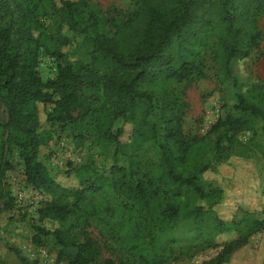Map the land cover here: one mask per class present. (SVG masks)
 Returning <instances> with one entry per match:
<instances>
[{
	"label": "trees",
	"instance_id": "obj_1",
	"mask_svg": "<svg viewBox=\"0 0 264 264\" xmlns=\"http://www.w3.org/2000/svg\"><path fill=\"white\" fill-rule=\"evenodd\" d=\"M91 7L88 0H0V23L10 18L9 25L0 27V96L8 112L0 132V197L10 195L1 178L11 168L7 150L15 146L24 161L26 183L52 197L40 208L41 218L60 223L53 231L38 229L34 236L37 244L41 232L52 233L60 245L75 248L69 264H94L98 246L92 241L77 242L73 234L77 221L87 224V217L94 216L111 229L116 239H130L128 255L141 258L143 264H160L165 252L153 255L148 237L153 241L174 221H198L214 212L223 200V189L211 190V183L203 178L211 168L205 161L213 157L229 162L235 157L249 164L259 160V150L264 156L254 140L256 134H264V84L237 93L236 112L220 117L210 130L223 131L211 148L212 154L197 160L194 153H207L209 149L199 143L201 139L185 134V102L167 89L157 92L154 87L160 82L182 81L199 71L201 51L193 46H206L210 34L217 37L221 72L230 73L233 59L248 57L261 45L264 31L258 18L264 14V0H139L126 23L113 24L116 32L112 37L99 32L100 23L106 20ZM49 9L55 10L70 29L92 34L95 59L99 55L101 65L94 68L81 64L75 69L65 61L62 47L68 38L51 32L43 19ZM244 20L248 24H242ZM41 57L57 63L54 77L41 76ZM86 82L90 95L84 90ZM156 98L161 105L162 133L149 119ZM85 118L94 139L112 145V156L124 161L100 173L94 171L91 162L70 168L79 179V187H68L38 159L39 148L51 139L54 123H76ZM131 122L136 142L123 143L120 137L124 125ZM245 131L252 133L247 141L241 138ZM74 138L77 146L83 134ZM157 139L159 156L151 164L155 173H150L143 162L147 158L139 153L146 142ZM106 184L129 202L121 218L112 217L109 203L97 205L94 201ZM251 196L240 197L262 201L264 189ZM117 208L119 212L122 209ZM241 211L249 215L256 208ZM74 217L75 223L71 220ZM215 221L219 227H226L236 219L227 222L215 213ZM259 226L263 231L264 219ZM247 243V236L242 235L225 243L219 262ZM16 252L23 264H29ZM104 264L116 262L108 258Z\"/></svg>",
	"mask_w": 264,
	"mask_h": 264
},
{
	"label": "rangeland",
	"instance_id": "obj_2",
	"mask_svg": "<svg viewBox=\"0 0 264 264\" xmlns=\"http://www.w3.org/2000/svg\"><path fill=\"white\" fill-rule=\"evenodd\" d=\"M60 2V0H56ZM91 9L105 22L99 25V32L109 37L115 35L114 23L122 25L132 16L139 4V0H88ZM44 20L50 25L51 32L66 36L68 42L62 47L66 54L65 61L78 69L81 64L97 66L101 63L100 57L95 59L96 53L92 34L70 29L59 20L58 13L51 9L45 14ZM108 20V21H107ZM10 18L0 23L1 26L9 25ZM248 24V21H242ZM258 24L264 31V14L258 18ZM216 36L210 34L205 45L196 43L193 48L201 51V68L192 76L182 81H165L155 85L157 92L167 89L185 102L186 114L183 118V130L188 136L201 139L202 146L209 149L207 153H194L193 159L197 160L212 154L211 148L219 132H211L212 126L220 117L236 111L233 109L238 92L247 91L254 84H264V35L258 49H253L248 57L235 58L231 61L230 73L221 72V64L217 59L218 48ZM122 39V37H121ZM95 54V55H94ZM57 63L48 57H41L38 70L44 79L54 77ZM101 65V64H100ZM86 86L84 90L90 95L91 90ZM40 117L45 120V112L40 108ZM76 115L77 112H74ZM160 100L156 98L153 112L149 116L151 122L163 132ZM8 119V112L0 96V132L1 125ZM134 124L126 123L120 137L123 143L136 142L133 137ZM45 127H50L48 123ZM92 128L88 119L83 121L54 123L51 126V139L39 148L38 159L48 168L50 174L68 187H79V179L70 168L91 162L94 171L100 173L107 171L114 163L123 162L122 158L112 156V145H104V140L94 139ZM77 134H83V140L75 145ZM252 133L245 131L241 138L249 140ZM256 143L264 150V134L259 133L254 138ZM105 146V150L102 149ZM159 139L146 142L139 155L147 158L145 170L155 173L151 169L159 156ZM11 163V168L2 176V183L10 191V195L0 197V264H23L18 250L29 264H69L74 254V247H64L57 242L55 236L40 233V244L36 243V236L40 228L53 231L60 227V223L50 218H41L40 208L51 200V195L43 191L31 190L24 181V161L20 149L10 146L6 153ZM259 160L246 164L241 159L221 162L210 157L211 168L203 173L204 180L211 183V190L222 188L224 197L215 207V211L205 214L198 221L179 220L166 226V230L157 233L156 238L150 241L149 249L153 255L164 251V258L160 264H264V230H260V223L264 219V196L262 201L240 197L242 194L251 193V197L264 189V156L259 150ZM98 193L95 203L104 202L112 206V217L121 218L126 214L129 202L110 185ZM26 194L21 202L16 201L17 192ZM252 190V191H251ZM37 191V192H36ZM117 193V194H116ZM9 194V193H7ZM216 194V193H215ZM219 194V193H217ZM250 196V195H249ZM11 197V198H10ZM249 197V198H251ZM172 200V198H170ZM178 202L177 199L174 200ZM260 202V204L258 203ZM117 206L121 211H117ZM246 206V207H244ZM241 208L253 210L252 214H245ZM240 209V210H239ZM215 213L223 220L236 221L226 227H219L215 221ZM87 224L77 221L73 234L77 242L92 241L98 246L99 254L94 264H104L108 258L116 264H143L141 258H134L127 252L130 239L125 241L116 239L111 229L99 222L94 216H88ZM76 222V218L71 219ZM238 235L247 236L248 243L231 253L222 262L218 255L223 250L224 244L237 238Z\"/></svg>",
	"mask_w": 264,
	"mask_h": 264
},
{
	"label": "built area",
	"instance_id": "obj_3",
	"mask_svg": "<svg viewBox=\"0 0 264 264\" xmlns=\"http://www.w3.org/2000/svg\"><path fill=\"white\" fill-rule=\"evenodd\" d=\"M24 183L26 184V186H28L29 188H31V190H36V189H34L32 186L28 185V184L26 183V181H24ZM36 192H37V191H36ZM25 194H26V191H25V193H23V192H19V190H18L17 194H15L16 201H17V202H21V201L24 199Z\"/></svg>",
	"mask_w": 264,
	"mask_h": 264
},
{
	"label": "crops",
	"instance_id": "obj_4",
	"mask_svg": "<svg viewBox=\"0 0 264 264\" xmlns=\"http://www.w3.org/2000/svg\"><path fill=\"white\" fill-rule=\"evenodd\" d=\"M204 178V177H203Z\"/></svg>",
	"mask_w": 264,
	"mask_h": 264
}]
</instances>
